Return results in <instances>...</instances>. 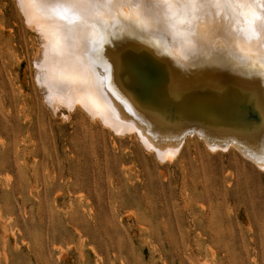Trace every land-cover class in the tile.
<instances>
[{"label":"rangeland","instance_id":"obj_1","mask_svg":"<svg viewBox=\"0 0 264 264\" xmlns=\"http://www.w3.org/2000/svg\"><path fill=\"white\" fill-rule=\"evenodd\" d=\"M40 46L0 0V264H264L262 169L194 129L162 163L69 112L38 81Z\"/></svg>","mask_w":264,"mask_h":264},{"label":"bare ground","instance_id":"obj_2","mask_svg":"<svg viewBox=\"0 0 264 264\" xmlns=\"http://www.w3.org/2000/svg\"><path fill=\"white\" fill-rule=\"evenodd\" d=\"M18 2L51 102L135 134L162 163L194 129L264 171V0ZM223 98L244 105H225L231 121Z\"/></svg>","mask_w":264,"mask_h":264},{"label":"snow or ice","instance_id":"obj_3","mask_svg":"<svg viewBox=\"0 0 264 264\" xmlns=\"http://www.w3.org/2000/svg\"><path fill=\"white\" fill-rule=\"evenodd\" d=\"M61 18H64L63 15L61 16Z\"/></svg>","mask_w":264,"mask_h":264}]
</instances>
